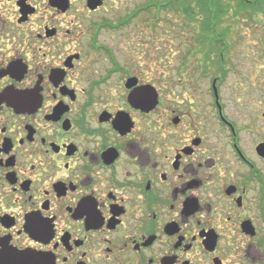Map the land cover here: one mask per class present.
Returning <instances> with one entry per match:
<instances>
[{"label":"flooded vegetation","instance_id":"af4514ba","mask_svg":"<svg viewBox=\"0 0 264 264\" xmlns=\"http://www.w3.org/2000/svg\"><path fill=\"white\" fill-rule=\"evenodd\" d=\"M119 1L0 0V264H264V69L161 77L99 41L141 42L142 8L90 23Z\"/></svg>","mask_w":264,"mask_h":264},{"label":"rangeland","instance_id":"374dc122","mask_svg":"<svg viewBox=\"0 0 264 264\" xmlns=\"http://www.w3.org/2000/svg\"><path fill=\"white\" fill-rule=\"evenodd\" d=\"M146 1L148 0H120L114 4L109 14L103 12L95 14L90 23H123L136 11L138 15V10L143 7ZM165 1L163 0V3ZM257 9L260 11H255L251 17L244 16L239 20L228 18L221 27L212 28L213 31L211 30L210 35L201 39H198L200 36L199 24L190 23L183 15L174 12L167 13L163 10L154 13L142 10L141 15L130 22L141 23V42L135 37H131L132 39L130 37L124 38L120 32H113L108 28H99L97 36L101 43L109 44L118 51L141 50L151 52L154 51L155 46L159 55V75L165 78L168 73L173 74V70L177 71L183 67L185 55L188 53L190 55L194 52L217 53L219 57L215 61L209 62L210 71L206 73L204 82L208 86L213 79L221 76L223 78L221 86L224 98L230 100L232 98V85L237 79L251 78L252 81H255L259 77V69H264V58L262 59L264 51L263 6H259ZM145 23H158L157 32H153L151 26H147ZM132 28L127 29L126 34ZM206 38L209 39L205 41ZM216 41H221L222 44ZM199 59L191 58L190 67L197 66ZM214 62L218 63L220 72L211 69ZM254 68H256L255 71H251ZM248 73H251L252 76H249ZM260 74L264 75V71ZM263 75H261V79ZM164 94L166 101L168 96L166 92Z\"/></svg>","mask_w":264,"mask_h":264},{"label":"trees","instance_id":"16d2710c","mask_svg":"<svg viewBox=\"0 0 264 264\" xmlns=\"http://www.w3.org/2000/svg\"><path fill=\"white\" fill-rule=\"evenodd\" d=\"M263 5L262 0H166L164 3L163 0H148L143 4L142 10L148 13L163 10L183 15L190 23L199 24L206 37L211 30L221 27L228 18L239 20L244 16L251 17ZM216 42L221 44V41Z\"/></svg>","mask_w":264,"mask_h":264},{"label":"water","instance_id":"95a60500","mask_svg":"<svg viewBox=\"0 0 264 264\" xmlns=\"http://www.w3.org/2000/svg\"><path fill=\"white\" fill-rule=\"evenodd\" d=\"M100 5H101L100 2L97 3L96 0H90V8H91L92 10L98 8Z\"/></svg>","mask_w":264,"mask_h":264}]
</instances>
